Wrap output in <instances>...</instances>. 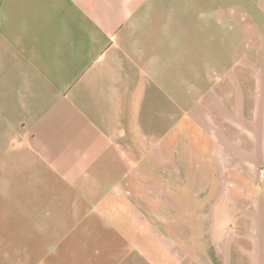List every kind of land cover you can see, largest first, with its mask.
<instances>
[{
  "label": "crops",
  "instance_id": "crops-1",
  "mask_svg": "<svg viewBox=\"0 0 264 264\" xmlns=\"http://www.w3.org/2000/svg\"><path fill=\"white\" fill-rule=\"evenodd\" d=\"M212 8L0 0V264H62L109 241L123 247L119 264H148L119 226L130 186L147 181L133 170L160 167L187 119L192 72L206 81L190 36H211Z\"/></svg>",
  "mask_w": 264,
  "mask_h": 264
},
{
  "label": "rangeland",
  "instance_id": "rangeland-1",
  "mask_svg": "<svg viewBox=\"0 0 264 264\" xmlns=\"http://www.w3.org/2000/svg\"><path fill=\"white\" fill-rule=\"evenodd\" d=\"M211 27L190 36L206 81L192 72L179 136L160 167L133 170L147 181L130 186L119 228L148 264H264V0H213ZM122 248L68 250L62 264H119Z\"/></svg>",
  "mask_w": 264,
  "mask_h": 264
}]
</instances>
